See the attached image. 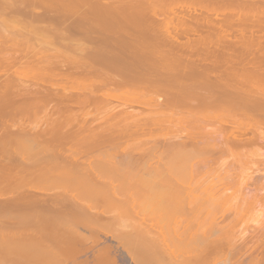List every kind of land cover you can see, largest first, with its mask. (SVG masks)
I'll use <instances>...</instances> for the list:
<instances>
[{"label":"bare ground","instance_id":"1","mask_svg":"<svg viewBox=\"0 0 264 264\" xmlns=\"http://www.w3.org/2000/svg\"><path fill=\"white\" fill-rule=\"evenodd\" d=\"M262 164L264 0H0V255L264 264Z\"/></svg>","mask_w":264,"mask_h":264},{"label":"rangeland","instance_id":"2","mask_svg":"<svg viewBox=\"0 0 264 264\" xmlns=\"http://www.w3.org/2000/svg\"><path fill=\"white\" fill-rule=\"evenodd\" d=\"M69 18H71V19H69L68 21H67V23H69L70 24V20H72V18L73 17H69ZM46 32V31H45ZM48 32V31H47ZM77 32V31H76ZM73 34L75 33V30H74V32H72ZM78 35H81L80 34V32L78 33ZM115 102H113V104H114V106H115V104L116 105H118V103H120V102H118V100L117 99H115L114 100ZM111 102V101H110ZM108 104H110V103H108ZM108 106V105H107ZM112 106V103L110 104V107ZM114 106H112V107H114ZM103 105L101 106L100 104L99 105H97V107H94L93 106V108L91 107V113H92V115H93V113H94V115L95 116H97V117H100L101 115L100 114H104V112L103 111H101V110H104L103 108ZM109 107V106H108ZM116 107V106H115ZM107 108V107H106ZM99 111H101V112H99ZM39 112V111H38ZM103 112V113H102ZM95 113H100L99 115L100 116H98V114L96 115ZM37 120V119H36ZM32 122H34V125H35V118H33L32 119ZM32 125H33V123H32ZM57 152V151H56ZM55 152V155H57V154H59V153H56ZM65 152V151H64ZM54 154H53V156H54V160L55 161H53V157H49V160L51 159L52 160V162H59L60 161V159H58V158H61V157H58V156H55ZM58 157V158H57ZM58 160H57V159ZM80 158H83V157H80ZM121 158V157H120ZM48 160V161H49ZM57 160V161H56ZM81 160V159H80ZM121 160V159H120ZM123 160V159H122ZM42 161V163L41 164H43L44 163V165H48V163L49 162H51V161ZM50 163L49 165H51V164H55V163ZM61 162V161H60ZM263 167H264V165L262 164V165H260V168H262L263 169ZM256 178H258L260 181H262V182H264V173L263 172H259V173H256ZM232 189V188H231ZM230 190V189H229ZM234 190V189H233ZM232 190V192H233V195H235V196H238L239 198H240V194L238 193H236V194H234V191ZM247 191H249L248 189H247ZM232 192H228L227 191V193L228 194H230V193H232ZM259 205V206H258ZM107 205L105 204V207H106ZM246 209H244V214H243V216L239 219V220H236L235 218L233 219V216L231 217L233 220H236L237 221V223H236V221H234V224H236V225H234L235 226V228H234V226L232 227V224H233V220L231 221V227H232V229H234L233 230V234L232 235H234V234H236L237 235V238L239 239V237H238V235L239 236H241V231H242V233L244 234V235H246L247 233H250V230H254L255 228H257L258 226H259V223H260V221L264 218V202H263V204L261 203H259V204H257L256 206H253V207H251V208H247V211H245ZM141 211H144V212H141V217H143V214H144V217L146 218L147 217V211H145V210H141ZM121 212V211H120ZM123 212V211H122ZM124 213V212H123ZM123 213H122V216L120 217V215H121V213H120V215H119V217H118V220L114 223H109L108 222V226H106L105 227V229L107 230V231H110V230H108V227H110L109 226V224L110 225H114V226H112V227H110V229L112 228H117V229H119L120 231H122L123 232V230L125 231L126 229H128L129 228V230H130V224H132L131 225V229H132V227H133V224L135 223L134 222V220H135V218H134V216L133 217H131V216H123ZM242 213V212H241ZM240 213V214H241ZM126 214V213H125ZM149 214V213H148ZM240 216V215H239ZM239 216H237V217H239ZM143 217V218H144ZM144 218V219H145ZM207 219H209V217H207ZM212 219V218H211ZM147 221H148V218L146 219ZM204 220H206L205 218H204ZM203 220V222H205V223H202L201 224V222H200V226H199V229L201 228V229H203L204 230V228H202L201 226L203 225V224H205V227H209V230L213 227L212 225H211V223L212 222H210V220L207 222V221H204ZM213 220V219H212ZM202 221V220H201ZM220 221V220H219ZM209 222H210V224H209ZM213 222H214V220H213ZM215 223V222H214ZM221 223V222H220ZM223 223V222H222ZM213 224V223H212ZM135 225V224H134ZM217 225V224H216ZM129 226V227H128ZM204 226V225H203ZM214 227H216L215 225H214ZM213 227V228H214ZM255 227V228H254ZM237 228V229H236ZM112 229H111V231H112ZM115 230L117 233L119 232L118 230ZM200 229V230H201ZM103 230L104 229H102L101 230V232H103ZM238 230V231H237ZM237 231V232H236ZM249 231V232H248ZM251 231V232H252ZM125 233H127V231L125 232ZM232 233V232H231ZM122 234H124V232L122 233ZM243 234H242V236H243ZM248 235V234H247ZM102 238H101V237ZM100 241L102 242V241H104V242H100L99 244H101V245H97V246H103V244H106V245H112L113 247H114V253L116 254V256H117V259H118V263L119 264H137L136 263V261H132V258L131 257H129V254H128V249L130 248V249H132V250H134V251H136V253L138 254V256H140L139 258H140V264H175V262L174 261H176V260H174V259H172L173 260V262L171 261V262H169V258H166V259H164V261L163 260H161L160 261V259H156L154 256H152V255H150L151 256V258H150V256L147 254L148 252H146V250L144 249L145 247H143V245H142V243L141 242H131L132 244H130V243H128L127 244V247H124V245H122V243H119V242H117L112 236H111V234H107L106 235V233H105V235H103V234H101L100 233ZM107 236V237H106ZM235 236V235H234ZM234 236H232V237H234ZM104 237V238H103ZM236 237V236H235ZM113 238V239H112ZM102 239V240H101ZM119 244V245H118ZM143 244H145V243H143ZM118 245V246H117ZM118 247V248H117ZM193 247V245H191V244H185L184 243V245H183V243H182V245H180L179 246V249H181V251L183 252V251H185V254H184V256H187L188 254H189V252H188V254L186 253V250H188V249H191ZM126 248H127V250H126ZM7 251H8V248H6V252L5 253H1V255H0V264H15L14 263V259H15V255H13V254H8L7 253ZM44 252L45 251H47V249L46 250H43ZM47 252H49V251H47ZM46 252V254H45V256H44V254H43V252H39V250H37L36 251V253L35 254H33V255H31V263H29V259H27V257H22V258H24L25 259V261L27 260L28 261V263L29 264H41L43 261V263L44 264H73L72 262H71V258H69V259H67L66 257H64L63 258V255H61V254H57V253H54V251L53 252H50V253H52V255H53V259L51 258V256L48 254ZM39 253H41V254H39ZM15 254H17V253H15ZM48 254V255H47ZM41 255H43V258H41L40 259V257H42ZM48 256H50L49 257V259H48ZM184 256L182 255V257H179L181 260H183L182 261V263L180 262V261H178V262H180L181 264H189V262H190V259L189 260H187L188 258H184ZM69 257V256H68ZM153 257V258H152ZM18 258V257H17ZM17 258L15 259V260H17ZM29 258V257H28ZM45 258H47L48 260H46ZM155 258V261L153 260ZM19 260L18 261H21L20 259L21 258H18ZM42 260V262H40ZM157 260H159V262L157 261ZM171 260V259H170ZM179 260V259H178ZM192 261L191 262H193V259H191ZM22 261H24V260H22ZM16 262V261H15ZM158 262V263H157ZM160 262H163V263H160ZM165 262V263H164ZM209 262V261H208ZM208 262H207V264H208ZM19 263V262H18ZM27 263V262H26ZM191 264V263H190ZM209 264H212V263H210L209 262ZM219 264V263H218ZM221 264H223V263H221ZM228 264V263H227Z\"/></svg>","mask_w":264,"mask_h":264}]
</instances>
